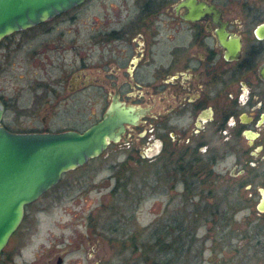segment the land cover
Listing matches in <instances>:
<instances>
[{"label": "flooded vegetation", "instance_id": "obj_1", "mask_svg": "<svg viewBox=\"0 0 264 264\" xmlns=\"http://www.w3.org/2000/svg\"><path fill=\"white\" fill-rule=\"evenodd\" d=\"M90 9L98 12L91 14L92 24L85 19L83 33L41 46L43 53L71 54L66 80H57L63 93L48 82L38 85L47 94L39 126L13 129L5 122L6 103L0 98L2 124L18 132H83L111 106L118 112L133 108L137 118L123 122L118 139L72 170L104 159V167L113 173L108 208L119 220L135 217L150 195V183L135 179L134 172L154 169V181L164 183L159 192L167 198L154 245L168 253V234H176L171 249L179 264L190 256L198 264H246L251 256L264 264V0H84L18 32L46 26L41 31L45 34L57 22H67L70 34ZM39 52L33 49L34 56ZM61 102H67L64 116L57 110ZM61 116L63 123L54 125ZM120 171L133 173L128 177ZM88 217L90 237L55 245L43 264H64L69 253L84 245H91L88 259L99 254L102 234L92 232L97 231L96 221L93 214ZM185 231L193 234L186 251ZM232 235L241 238L226 252ZM154 245L146 243L147 252ZM5 247L0 264H15L23 248L4 255ZM222 251L226 257L218 263ZM168 260L164 264L172 262ZM151 261L147 258V264Z\"/></svg>", "mask_w": 264, "mask_h": 264}, {"label": "rangeland", "instance_id": "obj_2", "mask_svg": "<svg viewBox=\"0 0 264 264\" xmlns=\"http://www.w3.org/2000/svg\"><path fill=\"white\" fill-rule=\"evenodd\" d=\"M96 12L98 11L90 9L84 11L83 16L80 14L81 17L70 28L73 31L70 34L66 32L69 23L57 22V26L49 33H41L46 26L28 29L14 32L11 38L0 43V98L6 103L5 122H9L13 129L39 126V115L42 114L40 112L45 106L47 95L43 93L42 87L38 86L40 81L53 84L60 93H63V89L57 85V80L60 78L66 80L68 72L66 61L71 52H62L60 57L59 51L47 50V53H43L41 46L45 42L58 44L60 41L57 38L60 36L68 37L74 33L80 35L84 32L82 24L85 19L88 25L92 24L91 14ZM61 42L64 46L69 44L66 41L61 40ZM34 48L40 51L36 56L33 54ZM48 96L53 103L56 98L54 94L51 92ZM67 109V102L57 105V110L62 112L60 115L64 116ZM63 116L58 121H54V125H61ZM88 164L63 173L53 187L25 206L23 218L16 233L8 241L4 255L12 249L23 248L21 255L15 256V264H31L35 258L36 264H43L44 260L54 252L55 245L60 246L72 238L78 239L77 242L80 243L84 238L90 237L87 226L88 216L93 214V219L96 221L94 228L97 231L92 232L97 237L102 234L104 241L99 254L88 259L86 252L91 250V245L88 247L84 245L80 251L69 253L65 257L64 264H147V258L149 260L152 258L158 263L172 259L170 264H179L177 252L174 250L168 253L163 250L162 253L153 251L152 254V251L147 252L145 248L146 243L154 245L155 238L160 236L154 234V230L160 227L157 223L163 222V217H158L161 211L164 213L163 206L167 200L159 192L164 183L154 181L158 179L155 170H149L148 167L147 171H138L137 174L136 171L134 172L135 179H146L145 181L150 183V195L135 217L118 220L108 208L112 203V198L108 195L113 184L112 171L104 167L102 157L90 160ZM120 173H125V176L129 177L133 172L120 171ZM126 207L127 205L123 210L127 213L129 207ZM170 210L173 209L170 207ZM81 236L84 238L81 239ZM230 238L233 239H231L232 245L230 248L224 247L226 252L230 249L233 251L241 237L232 235ZM92 242L94 245V240ZM21 244H24L25 248ZM207 244L210 247L213 242ZM157 248L160 247L154 245V249ZM226 252L222 251L217 255L218 263L226 257ZM210 254V250H206L204 257ZM256 260V257L251 256L246 264H258ZM184 264L198 263L195 256H190L188 261L184 260ZM203 264L209 263L205 260Z\"/></svg>", "mask_w": 264, "mask_h": 264}, {"label": "water", "instance_id": "obj_3", "mask_svg": "<svg viewBox=\"0 0 264 264\" xmlns=\"http://www.w3.org/2000/svg\"><path fill=\"white\" fill-rule=\"evenodd\" d=\"M84 0H0V41L65 12ZM116 110V111H115ZM0 100V252L19 226L25 206L54 186L63 173L98 156L117 140L123 122L137 118L133 108L111 106L83 132H18L2 124Z\"/></svg>", "mask_w": 264, "mask_h": 264}, {"label": "trees", "instance_id": "obj_4", "mask_svg": "<svg viewBox=\"0 0 264 264\" xmlns=\"http://www.w3.org/2000/svg\"><path fill=\"white\" fill-rule=\"evenodd\" d=\"M189 224H187L185 221H184V226L185 227H187ZM168 237H169V240H168V244H167V246H168V250L169 251H171L172 249H171V247H172V245L175 243V241H176V234H174V233H169L168 234ZM178 237V236H177ZM182 237H183V240H184V250L186 251L187 250V248H189V246H191V244H192V242H193V234L192 233H190V232H187V231H185L184 232V234L182 235ZM179 238V237H178ZM138 247H140V246H138ZM190 249V248H189ZM152 251H156V252H160L161 250H160V248H157V249H154V246H153V249H152ZM153 252V253H154ZM144 262L146 263V259L144 258ZM152 264H164V263H158L157 261H155V260H152ZM168 264V263H167Z\"/></svg>", "mask_w": 264, "mask_h": 264}]
</instances>
